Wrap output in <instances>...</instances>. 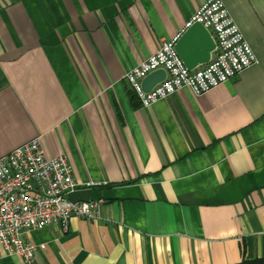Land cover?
I'll use <instances>...</instances> for the list:
<instances>
[{
	"label": "crops",
	"instance_id": "0c3cea01",
	"mask_svg": "<svg viewBox=\"0 0 264 264\" xmlns=\"http://www.w3.org/2000/svg\"><path fill=\"white\" fill-rule=\"evenodd\" d=\"M221 1L256 63L142 107L125 74L205 0H0V157L38 137L111 221L24 232L37 264H264V0Z\"/></svg>",
	"mask_w": 264,
	"mask_h": 264
},
{
	"label": "built area",
	"instance_id": "2783aa9c",
	"mask_svg": "<svg viewBox=\"0 0 264 264\" xmlns=\"http://www.w3.org/2000/svg\"><path fill=\"white\" fill-rule=\"evenodd\" d=\"M193 22L201 23L215 43L210 61L188 71L174 50L177 38L162 42L153 55L124 76L142 107L151 106L184 88L194 96H202L256 63L255 54L221 0H205L187 27ZM156 70L165 72L164 80L144 93L141 81ZM79 187L73 180L67 156H45L38 137L1 156L0 258L17 255L24 264H37L35 253L45 246L26 242L23 239L26 231L57 225L66 232L73 219L111 222L100 212L101 201L70 199Z\"/></svg>",
	"mask_w": 264,
	"mask_h": 264
},
{
	"label": "water",
	"instance_id": "95a60500",
	"mask_svg": "<svg viewBox=\"0 0 264 264\" xmlns=\"http://www.w3.org/2000/svg\"><path fill=\"white\" fill-rule=\"evenodd\" d=\"M215 43L207 29L199 22L191 23L176 39L174 50L180 61L188 71L210 61ZM165 78L163 70H156L148 74L141 81L144 93L150 92ZM129 86L128 82H125ZM130 89V87H129Z\"/></svg>",
	"mask_w": 264,
	"mask_h": 264
},
{
	"label": "trees",
	"instance_id": "16d2710c",
	"mask_svg": "<svg viewBox=\"0 0 264 264\" xmlns=\"http://www.w3.org/2000/svg\"><path fill=\"white\" fill-rule=\"evenodd\" d=\"M134 98H135V96L132 97V99H134ZM239 264H263V261L260 259H255L253 261H242Z\"/></svg>",
	"mask_w": 264,
	"mask_h": 264
}]
</instances>
